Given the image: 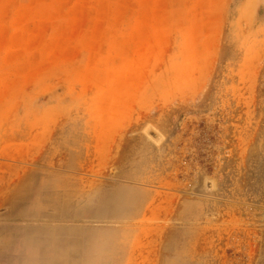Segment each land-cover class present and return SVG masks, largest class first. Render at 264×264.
<instances>
[{
	"label": "rangeland",
	"instance_id": "obj_1",
	"mask_svg": "<svg viewBox=\"0 0 264 264\" xmlns=\"http://www.w3.org/2000/svg\"><path fill=\"white\" fill-rule=\"evenodd\" d=\"M29 123L49 138L14 162L48 189L12 220L58 224L102 186L141 211L171 187L209 213L174 224L189 264H264V0H0V143L18 158Z\"/></svg>",
	"mask_w": 264,
	"mask_h": 264
},
{
	"label": "crops",
	"instance_id": "obj_2",
	"mask_svg": "<svg viewBox=\"0 0 264 264\" xmlns=\"http://www.w3.org/2000/svg\"><path fill=\"white\" fill-rule=\"evenodd\" d=\"M26 126L17 128L20 145L25 147L23 157L16 156L13 146L17 143L12 139L6 138V145L0 143V264H11L10 259L17 257L24 264L34 260L38 264H55V260L58 264H189L188 256L179 253L187 248L186 241L176 237L174 224L187 222L189 216L200 221L209 213L198 208L184 213L190 201L177 198L171 187L156 190L141 211L130 209L128 200L114 197L115 189H123L102 186L81 192L73 210L66 208L65 201L58 203L53 216L63 218L58 224L12 220L40 214L25 201L28 195L33 198L48 189L35 187L34 173L20 170L14 162L28 158L24 153H32L34 137L49 138L48 128L39 131L34 123ZM204 235L209 234L204 230Z\"/></svg>",
	"mask_w": 264,
	"mask_h": 264
},
{
	"label": "water",
	"instance_id": "obj_3",
	"mask_svg": "<svg viewBox=\"0 0 264 264\" xmlns=\"http://www.w3.org/2000/svg\"><path fill=\"white\" fill-rule=\"evenodd\" d=\"M148 135L153 138V139H157V136L153 133V132H148Z\"/></svg>",
	"mask_w": 264,
	"mask_h": 264
}]
</instances>
